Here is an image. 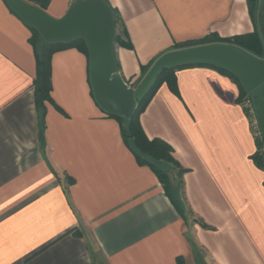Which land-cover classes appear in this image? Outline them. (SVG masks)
<instances>
[{
    "label": "crops",
    "instance_id": "crops-1",
    "mask_svg": "<svg viewBox=\"0 0 264 264\" xmlns=\"http://www.w3.org/2000/svg\"><path fill=\"white\" fill-rule=\"evenodd\" d=\"M75 1L44 11L60 19ZM104 1L132 45L114 42L117 74L132 89L178 43L255 30L248 0ZM31 35L0 0V264H264V170L251 159L256 140L231 77L180 69L179 96L161 85L140 117L188 170L184 219L124 143L118 115L97 103L89 58L76 48L53 56L40 137Z\"/></svg>",
    "mask_w": 264,
    "mask_h": 264
},
{
    "label": "water",
    "instance_id": "water-1",
    "mask_svg": "<svg viewBox=\"0 0 264 264\" xmlns=\"http://www.w3.org/2000/svg\"><path fill=\"white\" fill-rule=\"evenodd\" d=\"M30 29H36L49 44L85 41L89 51L90 82L97 103L109 113L129 119L148 94L163 67L210 65L234 75L247 93H255L264 127V59L231 44H207L169 51L151 67L137 89L127 87L117 74L114 57L115 21L104 0H76L67 13L55 19L26 0H4ZM264 33V0L261 12Z\"/></svg>",
    "mask_w": 264,
    "mask_h": 264
},
{
    "label": "trees",
    "instance_id": "trees-1",
    "mask_svg": "<svg viewBox=\"0 0 264 264\" xmlns=\"http://www.w3.org/2000/svg\"><path fill=\"white\" fill-rule=\"evenodd\" d=\"M26 1L37 5L43 10H46L51 2V0ZM248 4L250 16L255 26V30L252 33L235 36L228 39H222L215 34H211L198 41H186L178 43L174 49H186L207 44H231L239 46L259 58H264V40L259 27L262 10V0H248ZM110 8L113 11L115 28L117 29L118 13L116 9H113L112 7ZM30 30L32 35L29 41L34 47L37 66L36 78L33 82V88L35 92L36 107L38 109L40 117V137L43 139L45 118L47 113L46 103H53L52 59L54 54L69 48H76L83 52L89 58V51L85 41L83 40H77L70 44H49L43 40L41 34L36 29ZM114 42L122 47L129 49L132 48L130 42H125L120 36H118L117 31L114 36ZM150 66L151 64L143 66L141 68L140 76L138 78L139 82L145 77ZM199 66L215 69L220 73L231 77L240 88V95L238 97V101L240 103H242L245 99H250L251 101H253V103H256L255 95L253 93H247L242 88L240 81L234 75L223 69H219L210 65H191L178 68L163 67L161 74L159 75L151 90L143 98V100L138 103L137 109L135 110L133 116L129 119L115 116V118L120 123L123 141L134 154L137 163L140 166H146L150 168L154 172V174L162 184L167 197L170 199L171 203L184 219H186V209L182 193L184 184L183 176L186 172H188V170L185 169L175 158L174 149L169 143L160 138L150 139L146 135L142 127L140 117L152 98L155 96L158 89L161 87V85L167 84L172 93L179 96L176 77V72L178 70ZM245 110L248 114V110L246 108ZM257 116L259 117L258 113ZM260 127L262 129L263 137H256L254 134L256 140V151L251 156V159L259 169L264 170V127H262V125H260ZM170 171L174 172V179L177 181H175L174 184L170 175ZM175 193L177 194V196H175ZM201 224L204 227H207V225H205L204 223L201 222ZM74 233H77V231H75Z\"/></svg>",
    "mask_w": 264,
    "mask_h": 264
},
{
    "label": "rangeland",
    "instance_id": "rangeland-1",
    "mask_svg": "<svg viewBox=\"0 0 264 264\" xmlns=\"http://www.w3.org/2000/svg\"><path fill=\"white\" fill-rule=\"evenodd\" d=\"M262 5H263V0H262ZM263 7V6H262ZM117 13H118V11H117ZM118 25H117V27H118V32H117V34H118V36H120L121 38H124V34H125V31L123 30V28L121 27V19H120V16H119V13H118ZM259 27H260V31L262 32V37H263V40H264V33H263V31H262V28H261V17H260V21H259ZM153 65V64H152ZM152 67V66H151ZM150 67V68H151ZM149 68V69H150ZM146 76V75H145ZM145 78V77H144ZM144 78L140 81V83H142V81L144 80ZM242 105H244L243 103H242ZM252 109L254 110V113L253 114H249V112H248V117L250 118V123H251V127H252V131H253V134H255V136L256 137H263V135H262V129H261V127H260V120H259V117L257 116V111H258V109L256 110V103H253V101H252ZM258 115H259V113H258ZM254 120H257V124L255 125V123L253 122ZM263 134H264V132H263ZM170 175H171V178H172V181H173V184L175 183V179H174V172H171L170 171ZM177 182V181H176ZM182 193H183V199H185V194H184V184H183V191H182ZM175 196H177V194L175 193ZM174 206V205H173ZM176 209V208H175Z\"/></svg>",
    "mask_w": 264,
    "mask_h": 264
},
{
    "label": "built area",
    "instance_id": "built-area-1",
    "mask_svg": "<svg viewBox=\"0 0 264 264\" xmlns=\"http://www.w3.org/2000/svg\"><path fill=\"white\" fill-rule=\"evenodd\" d=\"M244 107L248 110L249 114H253L254 110L252 109V101L250 99H245L243 101ZM255 125L258 123L257 120L253 121Z\"/></svg>",
    "mask_w": 264,
    "mask_h": 264
},
{
    "label": "flooded vegetation",
    "instance_id": "flooded-vegetation-1",
    "mask_svg": "<svg viewBox=\"0 0 264 264\" xmlns=\"http://www.w3.org/2000/svg\"><path fill=\"white\" fill-rule=\"evenodd\" d=\"M261 59H264V58H261ZM259 89L264 90V84H263L260 88H258V90H259ZM255 93H256V91L253 92L254 95H255ZM256 104H257V102H256ZM257 109H258V108H257ZM259 120H260V116H259ZM260 125H262V124H261V120H260Z\"/></svg>",
    "mask_w": 264,
    "mask_h": 264
}]
</instances>
